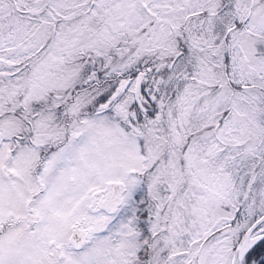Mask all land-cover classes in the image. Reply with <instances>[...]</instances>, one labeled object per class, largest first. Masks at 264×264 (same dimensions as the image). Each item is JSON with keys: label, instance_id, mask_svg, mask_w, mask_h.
<instances>
[{"label": "snow or ice", "instance_id": "snow-or-ice-1", "mask_svg": "<svg viewBox=\"0 0 264 264\" xmlns=\"http://www.w3.org/2000/svg\"><path fill=\"white\" fill-rule=\"evenodd\" d=\"M0 264H264V0H0Z\"/></svg>", "mask_w": 264, "mask_h": 264}]
</instances>
